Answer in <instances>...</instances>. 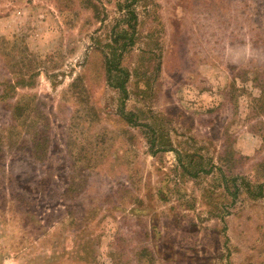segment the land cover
<instances>
[{
    "label": "rangeland",
    "instance_id": "obj_1",
    "mask_svg": "<svg viewBox=\"0 0 264 264\" xmlns=\"http://www.w3.org/2000/svg\"><path fill=\"white\" fill-rule=\"evenodd\" d=\"M234 177L264 178V0H0V264H264Z\"/></svg>",
    "mask_w": 264,
    "mask_h": 264
},
{
    "label": "trees",
    "instance_id": "obj_2",
    "mask_svg": "<svg viewBox=\"0 0 264 264\" xmlns=\"http://www.w3.org/2000/svg\"><path fill=\"white\" fill-rule=\"evenodd\" d=\"M125 46H127L126 43H125ZM113 69L117 70L121 74H124L125 76H128L129 75V73H128L127 70L120 69V65L118 63H115L113 65ZM109 71H112V68L111 67H109ZM262 78H263V75L258 73L257 74V77H256V81L257 80L260 81ZM125 81L126 80L120 82V85L118 87L122 89V92H123L124 96L127 97L128 96V91H127V88L125 86ZM133 117H134V115L131 114L130 116H126L125 118L128 119L129 121H133ZM184 166H186V165H184ZM219 170H220V176H222V178L224 179V182H225L224 183V187H225L226 191L229 194H231L232 191H231V188H230L229 181L227 180L226 177H224V171L222 169H219ZM263 179H260V178L257 179V181L259 183L255 187L256 188V191H254L253 187L251 186V182L249 180H246L244 178H239V177L235 178L234 177V178H232V181H235V184H236L235 185L236 186L235 192L236 191H239L237 194H239L242 191V188H245L246 187V189L249 190V192L253 196H256V195H262L263 192H264L263 191L264 190V181H263ZM240 181L243 182L242 186H239L238 185ZM84 211L85 210L83 208H81L80 212L68 210L67 217H66V222L67 223H75L78 220L91 219V218H94L95 217V214L94 213H90V216L89 217H84V215L82 214ZM85 251H86V248L84 249L83 255H81L79 257L80 260L87 261V262H95V261H97L98 252L96 253L95 250H91V251L87 252V254H85Z\"/></svg>",
    "mask_w": 264,
    "mask_h": 264
}]
</instances>
